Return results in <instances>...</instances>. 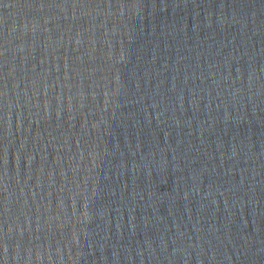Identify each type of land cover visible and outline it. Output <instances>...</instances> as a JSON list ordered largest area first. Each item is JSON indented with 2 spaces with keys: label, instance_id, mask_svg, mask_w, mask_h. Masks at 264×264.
I'll use <instances>...</instances> for the list:
<instances>
[{
  "label": "water",
  "instance_id": "obj_1",
  "mask_svg": "<svg viewBox=\"0 0 264 264\" xmlns=\"http://www.w3.org/2000/svg\"><path fill=\"white\" fill-rule=\"evenodd\" d=\"M0 264H264V0H0Z\"/></svg>",
  "mask_w": 264,
  "mask_h": 264
}]
</instances>
